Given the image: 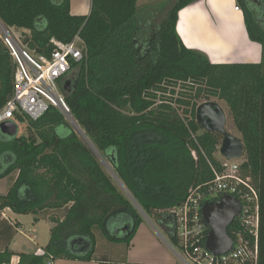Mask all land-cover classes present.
Segmentation results:
<instances>
[{
  "label": "trees",
  "instance_id": "16d2710c",
  "mask_svg": "<svg viewBox=\"0 0 264 264\" xmlns=\"http://www.w3.org/2000/svg\"><path fill=\"white\" fill-rule=\"evenodd\" d=\"M194 1L176 0L153 29L140 20L137 0H91L88 16H72L70 0H0V23L23 31L22 43L46 57L53 51L51 39L68 43L80 37L84 62L73 66L78 71L62 89L74 124L168 236L173 225L160 211L180 206L191 189L205 191L211 167L223 171L214 157L222 137L195 121L199 102L223 101L244 146L239 174L258 195L257 258L243 264H264V0H236L248 39L261 48L258 64H212L186 48L175 26L178 13ZM12 80L13 63L0 38V111L11 97ZM177 84L184 90L173 98L166 89ZM15 124L24 125L21 135L0 131V180L17 173L0 195V210L53 224L42 253L17 254L18 264L90 261L95 230L128 249L143 218L60 112L49 108L36 122L17 116ZM233 232L253 247L252 236L236 222L227 229ZM168 239L176 247L175 238ZM76 240L87 245L85 254L70 248ZM12 255L5 249L1 263ZM98 264L118 263L101 258Z\"/></svg>",
  "mask_w": 264,
  "mask_h": 264
},
{
  "label": "built area",
  "instance_id": "2783aa9c",
  "mask_svg": "<svg viewBox=\"0 0 264 264\" xmlns=\"http://www.w3.org/2000/svg\"><path fill=\"white\" fill-rule=\"evenodd\" d=\"M234 10L239 11L237 5ZM0 38L13 63L12 94L0 111V124L5 121L15 123L17 116L23 122H36L49 108L56 109L65 121L72 124L74 120L65 102L61 85L74 70L73 66L84 62L86 49L80 37L76 35L68 43L51 39L53 51L48 57L30 51L22 43L16 29L5 27L1 23ZM192 156L196 159L195 153L192 152ZM221 166V172L211 167L213 179L206 184L205 191L200 186L189 190L185 202L165 213L173 218L171 223L176 247H172L184 264H243L257 258V192L249 179H244L239 174V162L225 160L224 163L221 162ZM224 196L240 202L241 211L233 223L236 222L252 236L254 245L251 247L249 241L239 232H233L231 250L225 255L214 256L205 248L209 230L202 219L201 209L205 203H219ZM1 217L6 219L3 213ZM41 253V249L36 252Z\"/></svg>",
  "mask_w": 264,
  "mask_h": 264
},
{
  "label": "crops",
  "instance_id": "0c3cea01",
  "mask_svg": "<svg viewBox=\"0 0 264 264\" xmlns=\"http://www.w3.org/2000/svg\"><path fill=\"white\" fill-rule=\"evenodd\" d=\"M156 0H137L138 2H155ZM176 0H172L175 2ZM236 0H196L178 13L175 31L183 45L192 50L203 53L212 64H258L261 61V48L251 42L246 34L243 9L234 8ZM151 5L145 4L144 9ZM91 10V0H70V14L72 16H88ZM146 14L150 15L147 10ZM146 18V15H143ZM147 19V18H146ZM148 19L145 20L147 23ZM17 177L14 178V180ZM9 177L3 179H9ZM13 180V181H14ZM2 181V180H0ZM13 184V182H12ZM7 192L4 191L5 195ZM4 214L5 218L1 217ZM12 215V216H11ZM29 215H18L9 209L0 210V254L5 249L13 253L9 262L0 264H18L17 254H36L38 249L43 250L50 239V230L53 224L45 219L32 222ZM25 220V221H24ZM48 224L49 239L44 247H38L36 227L41 222ZM29 234L23 231L28 226ZM21 237V242L17 238ZM168 235L151 219H145L135 231L129 248L116 256L113 260L107 254H94L90 261L69 260L60 258L51 264H98L99 259L118 264H181L182 260L169 243ZM96 244V243H95ZM121 244H116L119 247ZM20 246V247H19ZM96 246V245H95ZM70 248L78 255L88 251L87 245L81 240L74 241ZM113 260V261H111Z\"/></svg>",
  "mask_w": 264,
  "mask_h": 264
},
{
  "label": "water",
  "instance_id": "95a60500",
  "mask_svg": "<svg viewBox=\"0 0 264 264\" xmlns=\"http://www.w3.org/2000/svg\"><path fill=\"white\" fill-rule=\"evenodd\" d=\"M69 84L70 81H67L63 85V91L67 90ZM195 121L204 132L219 134L222 137L218 153L224 160L231 162L243 157V142L241 138L234 137L225 130L226 116L217 103L206 101L198 105L195 110ZM74 130L81 137L75 128ZM0 131L8 137H15L18 134V126L11 121H5L0 124ZM81 139L84 141L83 137ZM84 142L96 155L90 145L86 141ZM97 158L99 157L97 156ZM132 201L134 200L132 199ZM240 211V202L229 196H224L219 203L203 205L201 215L209 230L205 248L214 256L225 255L231 250L233 239L227 233V229L233 224ZM166 217L170 222L173 221L172 217ZM168 238H174V236H168Z\"/></svg>",
  "mask_w": 264,
  "mask_h": 264
},
{
  "label": "rangeland",
  "instance_id": "374dc122",
  "mask_svg": "<svg viewBox=\"0 0 264 264\" xmlns=\"http://www.w3.org/2000/svg\"><path fill=\"white\" fill-rule=\"evenodd\" d=\"M175 2H172V0H156L155 2H138V15L141 17L140 20L142 21V18H144L145 20L148 19L147 24L149 25L146 26V29L148 30V28H155L156 26H158L162 20L164 19L167 11L169 10V8L174 4ZM145 4H149L151 5L146 9H144V5ZM150 11V15L146 14V12ZM146 15V18L143 15ZM263 17V16H262ZM264 18V17H263ZM262 18V19H263ZM143 19V21H144ZM148 27V28H147ZM17 34L21 36L22 38V32L21 30H16ZM25 32V31H24ZM27 33V32H26ZM78 69H74L67 77L64 81H70L73 80L76 73H77ZM173 90L174 91V95H172L170 93V91ZM183 88L180 86V84H177L176 86H172V87H168L166 89L167 94L170 96H173V98H177L180 96V94L183 92ZM209 101L211 102H215L217 103L224 111L225 116H226V125H225V130L231 134L234 137L237 138H241L240 134L236 131L231 116L229 114V110L226 106V104L223 101H220L216 98L211 97L209 99ZM203 103V102H201ZM200 102L198 103V105L201 104ZM67 125L74 130V128L76 127L74 122L72 121L70 124L69 122H67ZM76 129V128H75ZM77 130V129H76ZM79 132V134L81 135V137H83L84 141H86L90 147H92V149L95 151V149L93 148V146L90 144V142L87 140V138L82 134V132H80V130H77ZM203 131V130H202ZM24 132V125H20L18 128V135H21ZM220 147V146H219ZM219 151V148H218ZM96 155L99 157V162L103 168V170L106 172V174L111 178V180L117 185V187L119 188V190L124 194L125 197H127L132 204L135 206V208L137 209L138 213L142 216L143 220L148 219L146 217V215L143 213V211L141 210V208L134 202L132 201V198L130 197V195L128 194V192L126 191V189L122 186V184L119 182V180H117L115 174L113 173V170L111 168V166L109 165V163H107L104 159H102L99 154L95 151ZM215 159L218 162H222L224 163L225 160L223 159V157H221L219 155V153L217 152L214 155ZM244 157V156H243ZM243 157L239 160H236L237 162L241 163ZM16 176V173H13L9 179L6 180H2L0 181V194H3L4 191L7 192L11 185L12 182L14 180ZM172 209V208H170ZM169 210V209H167ZM167 210H162L160 211L161 214H165ZM52 214V213H51ZM62 215L61 212H58V215H54L55 217H60ZM156 215V214H155ZM12 216V215H11ZM156 216L153 215V217L151 218V220L153 221V223L156 222ZM27 218H29V220H31L32 222V216H28ZM25 221V220H24ZM156 224V223H155ZM31 225H29V227L27 226L25 228V230L23 231L24 233H26V235H30L29 234V229ZM113 230L115 229V224L112 225ZM32 230V229H31ZM36 234L38 235V239L36 240V244L38 247H44L49 239V234H48V224L46 222L41 221L37 227H36ZM110 230V229H109ZM95 235V251L96 253L94 254L96 258H99V255L101 254H107V257H110L111 259L115 260L117 259V255L119 256L120 253L125 251L126 246L121 244L119 247L116 246V244L109 242L105 236L100 232V231H96L94 232ZM21 237L18 236L17 241L20 243L21 242ZM168 240V239H167ZM20 247V246H19ZM111 260V261H113ZM181 264H184L183 262H180Z\"/></svg>",
  "mask_w": 264,
  "mask_h": 264
},
{
  "label": "bare ground",
  "instance_id": "6f19581e",
  "mask_svg": "<svg viewBox=\"0 0 264 264\" xmlns=\"http://www.w3.org/2000/svg\"><path fill=\"white\" fill-rule=\"evenodd\" d=\"M76 126V125H75ZM77 130H80L77 126L75 127ZM80 132H81V130H80ZM83 134V133H82ZM92 148V147H91Z\"/></svg>",
  "mask_w": 264,
  "mask_h": 264
}]
</instances>
